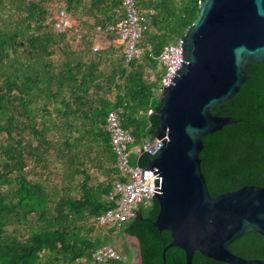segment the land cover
<instances>
[{
    "label": "trees",
    "instance_id": "obj_1",
    "mask_svg": "<svg viewBox=\"0 0 264 264\" xmlns=\"http://www.w3.org/2000/svg\"><path fill=\"white\" fill-rule=\"evenodd\" d=\"M121 1L0 0V264H99L92 254L115 231L138 240L140 264H183L176 248L162 261L169 242L154 234L155 201L120 226L92 223L113 207L108 195L118 180L107 114L121 110L130 149L155 138L166 73L158 58L198 13V0H134L145 52L126 63L122 46L105 33L122 19ZM59 11L76 27L56 31ZM246 70L235 98L213 111L240 122L202 139L211 197L264 188V62ZM153 158L131 153L130 163L145 167ZM228 250L264 260V236L245 234ZM192 264L221 263L195 252Z\"/></svg>",
    "mask_w": 264,
    "mask_h": 264
},
{
    "label": "water",
    "instance_id": "obj_2",
    "mask_svg": "<svg viewBox=\"0 0 264 264\" xmlns=\"http://www.w3.org/2000/svg\"><path fill=\"white\" fill-rule=\"evenodd\" d=\"M197 8L159 95L155 138L162 146L142 169L153 176L150 198L158 205L152 228L169 242L163 263L165 252L176 248L183 264H192L195 252L221 264H264L228 250L245 234L264 236V188L211 197L199 159L204 137L240 122L213 111L239 93L248 65L264 62V0H198Z\"/></svg>",
    "mask_w": 264,
    "mask_h": 264
},
{
    "label": "built area",
    "instance_id": "obj_3",
    "mask_svg": "<svg viewBox=\"0 0 264 264\" xmlns=\"http://www.w3.org/2000/svg\"><path fill=\"white\" fill-rule=\"evenodd\" d=\"M122 19L109 26L105 33L116 38V42L123 48V57L126 63L139 61L144 55V49L140 47L143 29L140 25L134 0L121 1ZM77 21L68 16L65 12L59 11L55 14L53 27L56 31L62 32L76 27ZM100 32V29H97ZM179 51V40L166 46L161 52L158 62L166 69L165 77L161 88L165 87L177 67ZM121 110L110 111L105 119V130L109 134L110 146L115 155L114 169L118 172V180L114 183L108 200L113 207L108 209L92 223L97 229H105L113 226H120L123 223L137 216L139 207H147L154 199L150 198L152 193L153 176L149 171H142L144 167L132 165L130 155L137 157L147 155L156 157L158 149L162 146V140L154 138L145 141L140 147L132 151L129 147L133 145V137L130 131L125 130L120 122ZM94 262L106 264L108 262H126L127 259L120 256L110 245L96 248L92 254Z\"/></svg>",
    "mask_w": 264,
    "mask_h": 264
},
{
    "label": "rangeland",
    "instance_id": "obj_4",
    "mask_svg": "<svg viewBox=\"0 0 264 264\" xmlns=\"http://www.w3.org/2000/svg\"><path fill=\"white\" fill-rule=\"evenodd\" d=\"M55 17V15H54ZM115 252L128 259L129 264H137L138 253L133 239L124 236L122 232L115 231L114 236L108 242Z\"/></svg>",
    "mask_w": 264,
    "mask_h": 264
},
{
    "label": "crops",
    "instance_id": "obj_5",
    "mask_svg": "<svg viewBox=\"0 0 264 264\" xmlns=\"http://www.w3.org/2000/svg\"><path fill=\"white\" fill-rule=\"evenodd\" d=\"M135 150H136V148L133 147V148H132V151H135ZM125 237H126V236H125ZM128 238H129V237H126L127 240H128ZM136 247H137V246H136ZM137 253H138V248H137ZM138 255H139V254H138ZM127 261H129V260L127 259ZM127 261H126V262H127Z\"/></svg>",
    "mask_w": 264,
    "mask_h": 264
}]
</instances>
